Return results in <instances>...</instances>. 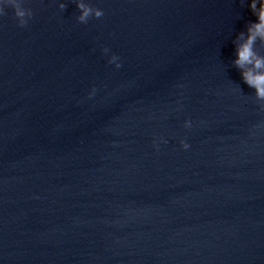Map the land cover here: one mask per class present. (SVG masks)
I'll list each match as a JSON object with an SVG mask.
<instances>
[{
    "label": "water",
    "instance_id": "water-1",
    "mask_svg": "<svg viewBox=\"0 0 264 264\" xmlns=\"http://www.w3.org/2000/svg\"><path fill=\"white\" fill-rule=\"evenodd\" d=\"M0 264H264V0H0Z\"/></svg>",
    "mask_w": 264,
    "mask_h": 264
}]
</instances>
